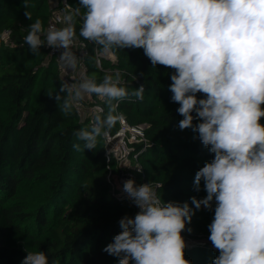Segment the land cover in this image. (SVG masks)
Segmentation results:
<instances>
[{
    "label": "clouds",
    "instance_id": "obj_1",
    "mask_svg": "<svg viewBox=\"0 0 264 264\" xmlns=\"http://www.w3.org/2000/svg\"><path fill=\"white\" fill-rule=\"evenodd\" d=\"M24 15L32 19L31 12ZM76 16L82 20L79 36L102 54L143 49L153 67L173 70L169 91L183 117L178 127L193 129L214 154L194 178L195 190L203 181L207 195L191 197L196 210H211L215 201L208 239L219 255L212 264H264V0H79L65 16V26L45 31L40 19L28 26L24 40L31 53L45 46L61 49L65 71L76 70ZM144 92L140 85L129 93L116 72L100 82L95 77L64 80L50 96L66 116L93 94L107 104L106 115L97 109L90 127L73 133L84 142L83 150H94L98 138L123 118L116 112L118 102L130 95L142 100ZM73 147L81 150L79 143ZM158 187L137 185L131 178L124 182L123 191L139 211L119 220L122 230L103 249L119 264H191L182 232L193 207L165 203ZM22 264H49V257L28 251Z\"/></svg>",
    "mask_w": 264,
    "mask_h": 264
},
{
    "label": "trees",
    "instance_id": "obj_2",
    "mask_svg": "<svg viewBox=\"0 0 264 264\" xmlns=\"http://www.w3.org/2000/svg\"><path fill=\"white\" fill-rule=\"evenodd\" d=\"M67 2L68 14L79 7V0ZM28 5L24 7V0H0V264H22L28 251L45 252L49 264H119V258L103 249L122 230L119 220L134 217L138 210L116 194L118 172L107 169L102 136L96 149L83 150L84 142L73 133L90 126L80 121L74 109L64 115L50 96L62 83L56 64L47 47L34 55L24 40L36 19L45 25L48 4L28 0ZM25 11L31 12V20ZM74 22L77 37L89 49L90 78L100 82L105 74L119 72L129 93L145 86L142 100L130 95L118 102L129 123L148 125L146 147L139 154L143 173L137 176L138 184L159 185L157 192L165 203L188 202L193 207L195 214L186 229H192L189 234L194 240L187 242L185 258L191 264H212L219 251L210 240L201 241L199 234L208 239L215 202L211 210H196L191 197L207 195L203 181L200 191L195 190L194 178L214 154L203 146L197 132L178 127L183 117L169 91L173 70L153 67L143 49L131 48L117 51L114 62L102 58L100 69L94 61L98 46L79 36L81 17ZM3 30L9 31L7 39L1 36ZM107 112L103 103V114ZM199 122L194 120V125ZM117 127L118 122L110 131ZM77 143L80 151L73 147Z\"/></svg>",
    "mask_w": 264,
    "mask_h": 264
},
{
    "label": "built area",
    "instance_id": "obj_3",
    "mask_svg": "<svg viewBox=\"0 0 264 264\" xmlns=\"http://www.w3.org/2000/svg\"><path fill=\"white\" fill-rule=\"evenodd\" d=\"M47 4L49 15L44 25L45 31L49 26H55L57 28L65 26L64 18L68 14V11L71 9L67 0H47ZM8 34V30H3L1 36L2 38L7 39ZM47 49L48 56L50 57V59H53L56 64L57 73L61 82H63L64 80L68 82L78 81L82 77L90 78L88 76V65L86 62L89 49L85 41L77 37V43L74 46L73 51L79 58V66L72 72L70 69L68 70V72L65 71L64 67L62 66V61L59 58V55L62 51L61 49L54 50L49 47H47ZM94 53L95 64L100 69H102V58L111 62L115 61L114 55L106 56L97 49H95ZM104 71L110 72V69H105ZM135 81L137 82L138 80L135 78ZM103 103L104 101L100 100L97 96L92 95L87 97L83 102H81V104L74 107L73 109L78 114L80 121L90 126L94 119V116L97 114V109L103 110ZM116 112L118 114H122L123 118L118 121V127L114 132L109 130L107 136H102V138L104 139V156L109 172L112 170L118 172L116 179L117 182L120 183V186L115 189L116 194L120 197L125 198L127 202L131 203L132 201L123 191V184L126 180L131 178L135 180L137 185H139L137 176L143 173V167L139 162V154L141 150L146 147L147 141L144 134L145 129L148 125L146 123H129L124 113H122L118 109V107L116 109ZM137 168H139L140 170H138ZM144 183L145 182H143V184ZM137 210L139 211L138 208ZM182 236L185 239L186 245L190 244L192 240H194L191 238L192 236L190 234L182 232ZM199 237H202L201 241L209 240L205 238L206 235L201 236L199 234Z\"/></svg>",
    "mask_w": 264,
    "mask_h": 264
},
{
    "label": "rangeland",
    "instance_id": "obj_4",
    "mask_svg": "<svg viewBox=\"0 0 264 264\" xmlns=\"http://www.w3.org/2000/svg\"><path fill=\"white\" fill-rule=\"evenodd\" d=\"M132 172H134V171H132ZM183 233H187V234H189V233H191V232H189V231H187V229H185L184 231H183ZM193 234V233H192Z\"/></svg>",
    "mask_w": 264,
    "mask_h": 264
}]
</instances>
